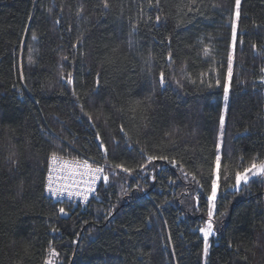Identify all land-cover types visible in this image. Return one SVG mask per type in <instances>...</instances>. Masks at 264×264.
<instances>
[{
	"label": "trees",
	"instance_id": "trees-1",
	"mask_svg": "<svg viewBox=\"0 0 264 264\" xmlns=\"http://www.w3.org/2000/svg\"><path fill=\"white\" fill-rule=\"evenodd\" d=\"M107 2L0 0V264H264V0ZM53 152L106 166L87 204Z\"/></svg>",
	"mask_w": 264,
	"mask_h": 264
},
{
	"label": "snow or ice",
	"instance_id": "snow-or-ice-1",
	"mask_svg": "<svg viewBox=\"0 0 264 264\" xmlns=\"http://www.w3.org/2000/svg\"><path fill=\"white\" fill-rule=\"evenodd\" d=\"M103 7L108 8L109 4L107 0H102ZM153 5L149 3V7H152ZM159 6V0H156V5ZM239 7H240V0H236V17H239ZM157 21L159 20V16H157ZM237 35V22L236 20L232 21V38L233 42L236 40ZM35 39V36L33 37ZM209 52L208 48H204V53L207 55ZM171 59V57H169ZM66 59V58H65ZM232 54H229V75H231L232 70ZM264 71V69H262ZM63 78V77H62ZM72 76L71 73L68 74V83L71 84ZM165 82L164 73L161 72L160 74V83L163 85ZM225 98L227 99L228 94V87L225 85ZM83 110V109H82ZM89 119H91V116H89ZM221 125L224 123V116L221 115L220 117ZM121 131H124L123 128H121ZM97 139H100L99 134H97ZM103 145H101L102 147ZM219 147V145L217 146ZM149 161L157 159L155 156L148 157ZM220 156L217 155L216 161H217V168L220 167ZM173 164H175V161H172ZM53 165H56L54 168ZM117 168H121L123 171H130V169L124 168L122 164H116ZM58 172L59 175H53V173ZM104 171L102 167H96L89 163L88 160H79V159H64L62 156H59L56 152H53L50 154L49 157V169H48V177H47V185H46V191L49 192L52 196H56L58 194H62L63 189H68L72 184H88L89 181L92 183L95 182L98 175L101 174ZM255 175H264V161L257 162L256 158H253V161L251 163L250 167L244 168L243 172L237 171L235 173V180H236V188L239 189L241 184H247L250 180V176ZM105 180H107V176L104 177ZM195 179V177H193ZM54 181H64L62 187L61 186H54ZM216 188H217V182L216 180H213L212 182V194L209 196V210H208V216L209 221L207 222L206 228H201L200 231L203 234L204 241H205V254H207V248H208V238L213 232V225L211 223L212 216H213V207L214 205L211 203L216 197ZM88 191L91 189L88 188ZM72 193L69 192V195ZM84 199H87V196H84ZM62 214H66L65 210L61 208L59 210ZM55 232V229H53ZM49 257L45 259V264H54L53 257L57 256V251L51 247V244L48 249Z\"/></svg>",
	"mask_w": 264,
	"mask_h": 264
},
{
	"label": "built area",
	"instance_id": "built-area-1",
	"mask_svg": "<svg viewBox=\"0 0 264 264\" xmlns=\"http://www.w3.org/2000/svg\"><path fill=\"white\" fill-rule=\"evenodd\" d=\"M79 160H88L90 164L96 166V167H102L103 169L106 167L105 165H98L96 163H94L93 161L89 160V159H85L83 157H81ZM53 167L55 168L56 165H53ZM48 169H49V165L47 167V172H46V184L44 186L43 189V194L44 196L52 201H67L69 203H73V204H79V205H85L87 204L92 197L95 195L96 189L99 186V183L102 179V174H99L97 179L95 180L94 183H92L91 181H89L88 184H72L68 189H63L62 190V194H58L56 196H52L49 192H47L46 189V185H47V177H48ZM60 173L55 172L53 173V175H59ZM64 181H54V186H61L63 185ZM90 188L91 190L88 191L87 189ZM69 192H71L72 194L69 195ZM87 196V199H84V196Z\"/></svg>",
	"mask_w": 264,
	"mask_h": 264
},
{
	"label": "rangeland",
	"instance_id": "rangeland-1",
	"mask_svg": "<svg viewBox=\"0 0 264 264\" xmlns=\"http://www.w3.org/2000/svg\"><path fill=\"white\" fill-rule=\"evenodd\" d=\"M236 11H237V9H236V6H235L234 19L236 18ZM232 40H233V38H232ZM225 103H226V100H225ZM216 178H217V163H216V170H215V174H214V180H216ZM216 192H217V188H216ZM211 194H212V187H211V193H210L209 196H211ZM215 199H216V197H215ZM215 199L213 201H211V203L214 205L213 210H212L213 212H214V209H215ZM209 203H210V201H209ZM206 227H207V225L204 228H206ZM202 236H203V234H202ZM203 239H204V237H203ZM208 240H209V238H208ZM204 243H205V241H204Z\"/></svg>",
	"mask_w": 264,
	"mask_h": 264
},
{
	"label": "bare ground",
	"instance_id": "bare-ground-1",
	"mask_svg": "<svg viewBox=\"0 0 264 264\" xmlns=\"http://www.w3.org/2000/svg\"><path fill=\"white\" fill-rule=\"evenodd\" d=\"M78 158H80V157H78ZM96 191H97V189H96ZM95 194H96V192H95ZM94 196H95V195H94ZM94 196H93V197H94ZM64 202H67V201H64Z\"/></svg>",
	"mask_w": 264,
	"mask_h": 264
}]
</instances>
